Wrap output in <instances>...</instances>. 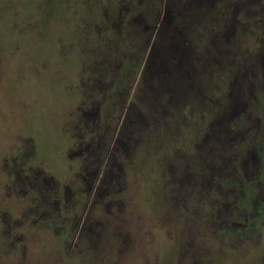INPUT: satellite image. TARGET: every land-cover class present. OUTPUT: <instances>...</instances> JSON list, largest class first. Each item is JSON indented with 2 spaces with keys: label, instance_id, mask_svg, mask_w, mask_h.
I'll return each mask as SVG.
<instances>
[{
  "label": "rangeland",
  "instance_id": "rangeland-1",
  "mask_svg": "<svg viewBox=\"0 0 264 264\" xmlns=\"http://www.w3.org/2000/svg\"><path fill=\"white\" fill-rule=\"evenodd\" d=\"M142 1L0 0V264H264V226L237 235L230 221L244 217L226 227L207 216L210 192L232 203L249 172L214 161L215 150L200 161L188 139L196 112L184 100L181 116L144 127L127 157L102 149L92 161L83 150L100 145L95 127L130 79L139 42L125 40L126 20L155 3ZM208 1L193 23L212 20V38L224 31L216 46L229 78L220 80L221 62L204 67L194 93L223 96L227 115L251 128L246 140L264 143V117L251 119L256 94L264 100V0H226L221 15ZM123 53L129 62L112 74Z\"/></svg>",
  "mask_w": 264,
  "mask_h": 264
},
{
  "label": "flooded vegetation",
  "instance_id": "flooded-vegetation-1",
  "mask_svg": "<svg viewBox=\"0 0 264 264\" xmlns=\"http://www.w3.org/2000/svg\"><path fill=\"white\" fill-rule=\"evenodd\" d=\"M209 1L208 3L212 5ZM225 1L218 0L217 5L213 4L218 6V10L220 9L218 11L220 15ZM147 2L151 1L147 0ZM147 2L142 1L143 4ZM151 3L152 13L148 8L141 9L133 16L130 14V18L126 20L128 27L133 31H131V38L126 37L125 40H128L127 43L131 47H135V43L139 42L136 45L138 54L135 58L136 62L131 64L133 70L128 67L129 65H127L128 68L125 67V72L127 69L130 70L127 73V75L130 74V79L123 83L122 91L118 92L121 96L120 100L109 103L108 109L104 110V118L109 119L106 120V126L96 125L95 127L101 132H97V142L100 145L95 148L86 145L83 150L93 156L92 161L96 159L103 161L108 149L114 150L119 156L127 157L131 147L136 146L141 140L142 135L139 136V133L144 130V127L151 126L149 131L160 129L165 125L166 118L174 117V115L181 116V111H177L180 106L178 103L184 100L182 109L196 112L195 122L191 125L192 130L189 131L188 139L194 149L198 147L202 152L199 155L200 161H205L204 152L215 150L214 154L217 156H213L214 161H239L242 167L245 165L248 168L246 172H249V175L247 173L243 176L239 175V194L232 203L227 200L221 201L219 191V196H216L217 192H210L215 195L213 198L216 201L209 208L212 211L207 216L210 214L226 227H229L227 221H230V218L242 216L244 220L241 223L230 221L234 233L241 235L245 231H257L264 226V143L256 142L258 135L252 138L249 136L248 141L246 140L248 133L245 134V132L251 128L243 121L235 120L236 115H227L225 108L228 105L222 102L223 96L214 99L210 95H203L198 98L197 93H194L199 85L197 78L200 71L204 67L212 69L213 64L216 63H222L219 67L216 66V70L221 71L220 80L227 83L229 78L227 63L222 61V50L216 46V42L220 43L224 37V31L219 29L216 38L215 36L212 38V29L210 32L207 30L209 26L212 28V20L202 17L205 19V26L200 27L201 30L193 23V18L198 13L204 14L207 10L199 9L203 5L202 0H152ZM134 6L133 9L136 8ZM124 10L132 11L130 8H124ZM136 20L138 23L133 24L137 22ZM219 25L220 23L217 26ZM226 47L225 50L228 52L230 47L228 44ZM129 57L128 54L123 53L119 64L116 63L115 66L114 63L112 74H114L113 69L118 68L121 63L127 64ZM253 63L258 65L256 60L251 62V65ZM137 69L139 71L134 73ZM255 99L256 104L252 103L251 107L252 124L260 123L263 120L261 116L264 117V100L258 93ZM228 101L231 102V99ZM246 104H249V101H246ZM221 109L225 111L223 120L218 113ZM99 112V108H96L92 114L95 116ZM112 119L116 122L111 125L109 121ZM220 123L225 124L224 132ZM208 143L214 145L210 149L205 148ZM248 148L253 156L251 160L249 159L250 161L245 152ZM221 156L224 158L220 159ZM89 186L91 188L92 184Z\"/></svg>",
  "mask_w": 264,
  "mask_h": 264
}]
</instances>
